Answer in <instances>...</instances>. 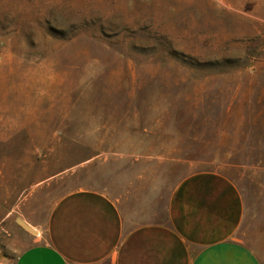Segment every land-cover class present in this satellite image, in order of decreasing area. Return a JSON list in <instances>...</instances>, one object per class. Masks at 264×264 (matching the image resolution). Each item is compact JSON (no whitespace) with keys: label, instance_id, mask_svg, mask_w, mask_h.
I'll return each instance as SVG.
<instances>
[{"label":"rangeland","instance_id":"obj_1","mask_svg":"<svg viewBox=\"0 0 264 264\" xmlns=\"http://www.w3.org/2000/svg\"><path fill=\"white\" fill-rule=\"evenodd\" d=\"M198 170L236 184L264 264V0H0L4 196L158 202ZM12 220L0 264L25 240Z\"/></svg>","mask_w":264,"mask_h":264},{"label":"crops","instance_id":"obj_2","mask_svg":"<svg viewBox=\"0 0 264 264\" xmlns=\"http://www.w3.org/2000/svg\"><path fill=\"white\" fill-rule=\"evenodd\" d=\"M36 190L18 205L0 192V241L3 228L14 230L12 218L36 230L18 227L25 240L12 264H260L237 237L244 216L241 193L219 171L187 173L158 202L140 204L131 193L119 197L79 187L38 211Z\"/></svg>","mask_w":264,"mask_h":264},{"label":"water","instance_id":"obj_3","mask_svg":"<svg viewBox=\"0 0 264 264\" xmlns=\"http://www.w3.org/2000/svg\"><path fill=\"white\" fill-rule=\"evenodd\" d=\"M16 222L20 227H22L26 231H29L30 233L33 234L36 233V230L33 227H31L27 222H25L22 218L16 217Z\"/></svg>","mask_w":264,"mask_h":264}]
</instances>
